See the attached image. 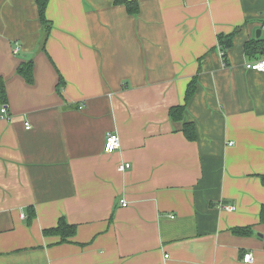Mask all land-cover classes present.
Returning <instances> with one entry per match:
<instances>
[{
	"label": "crops",
	"instance_id": "obj_1",
	"mask_svg": "<svg viewBox=\"0 0 264 264\" xmlns=\"http://www.w3.org/2000/svg\"><path fill=\"white\" fill-rule=\"evenodd\" d=\"M36 1L0 0V264H264V72L244 68L264 0H47L46 40ZM193 78L188 141L169 109ZM61 217L76 232L56 244Z\"/></svg>",
	"mask_w": 264,
	"mask_h": 264
},
{
	"label": "trees",
	"instance_id": "obj_2",
	"mask_svg": "<svg viewBox=\"0 0 264 264\" xmlns=\"http://www.w3.org/2000/svg\"><path fill=\"white\" fill-rule=\"evenodd\" d=\"M113 5L124 6L126 12L129 15H136L139 13V4L136 1L129 0H111ZM37 9H38V20L41 24L43 31L45 33V40L48 36L50 30V24L45 16V9L47 5V0H37ZM238 28L234 29L229 34H219L218 43L221 50V56L226 63L227 55L226 52L229 48L232 47L233 37L235 36ZM244 54L248 60H258L264 57V42L260 40H253L245 43L244 45ZM33 69L34 64L30 60L20 66L18 69V74L25 80L27 84L33 83ZM64 84V81L61 76L58 78V83L56 86V91L61 95V89ZM197 89V81L193 78L187 85L185 94H184V104L171 107L169 109V118L172 123L179 125V131L183 133L185 138L188 141H195L197 137V129L193 122L185 121L184 115L187 110L188 104L194 97ZM7 103V96L5 91V85L3 80L0 78V105H5ZM261 183L264 186V175L260 176ZM27 210V220L31 221L35 217V210L29 208ZM259 222L264 223V205L260 209L259 213ZM76 226L69 224L63 217L59 218L57 225L50 229H45L42 231L43 236H53L58 238L56 244H61L64 242H69L70 239L75 235ZM232 233L237 236L247 237L252 234V227H240L234 228Z\"/></svg>",
	"mask_w": 264,
	"mask_h": 264
},
{
	"label": "built area",
	"instance_id": "obj_3",
	"mask_svg": "<svg viewBox=\"0 0 264 264\" xmlns=\"http://www.w3.org/2000/svg\"><path fill=\"white\" fill-rule=\"evenodd\" d=\"M20 50V46H16L13 48V54H17ZM244 68L249 71H256V72H264V57L258 59V60H249L244 64ZM0 118H4L6 120L10 119V116L7 112V108L5 105H0ZM25 129L29 130L30 126L28 123H25ZM120 147V140L117 134L115 133H108L105 137L103 151L106 154H112L116 152ZM130 168V164L123 163L119 164L117 167L118 172H124ZM121 206H126V203L124 200L120 201ZM228 210H231L232 208H226ZM251 260V255L246 254L243 256V261L245 263H248Z\"/></svg>",
	"mask_w": 264,
	"mask_h": 264
}]
</instances>
